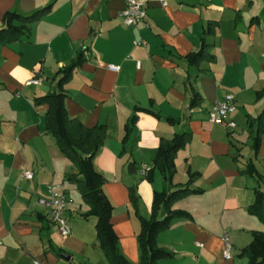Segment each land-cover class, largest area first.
Wrapping results in <instances>:
<instances>
[{
    "label": "crops",
    "instance_id": "obj_1",
    "mask_svg": "<svg viewBox=\"0 0 264 264\" xmlns=\"http://www.w3.org/2000/svg\"><path fill=\"white\" fill-rule=\"evenodd\" d=\"M145 1L146 20L127 26L120 15L127 0H0V27L9 11L31 15L51 5L25 24L20 40L0 45V264H111L97 218L69 177L79 176L78 166L46 129L50 105L36 101L55 91L66 94L70 117L106 125L93 164L106 177L111 220L131 263L140 264L141 252L130 187L150 218L155 191L174 190L192 174L190 187L199 191L171 206L190 217H175L157 236L160 247L175 252L162 264L248 263L244 248L254 232H264V220L251 211L256 191L264 189L258 176L264 131L256 149L260 123L251 128L264 114V0ZM203 41L210 54L192 61ZM74 61L79 64L60 85L62 70ZM36 75L40 83L29 84ZM229 93L237 100L230 116L235 128L209 120L213 103ZM183 132L191 137L177 150L168 180L155 167L158 148ZM249 161L257 175L246 171ZM143 165L153 168V180L143 176L135 186L129 174ZM26 170L33 178L23 176ZM54 184L72 199L65 212L69 236L40 203ZM224 232L234 245L231 259L223 256Z\"/></svg>",
    "mask_w": 264,
    "mask_h": 264
},
{
    "label": "trees",
    "instance_id": "obj_2",
    "mask_svg": "<svg viewBox=\"0 0 264 264\" xmlns=\"http://www.w3.org/2000/svg\"><path fill=\"white\" fill-rule=\"evenodd\" d=\"M51 5L39 9L31 15H23L16 11H9L4 15L5 24L0 27V45L20 40L26 35L25 24L37 20L49 11ZM208 43L203 41L199 52L192 55L191 60L197 61L207 57ZM79 64L74 61L62 71L64 76L59 84L67 81L73 69ZM66 94L55 91L36 98L37 102H48L50 107L46 112V129L55 138L62 148L64 154L78 166V174L69 177L75 181L81 190L83 198L90 204L92 214L97 218L96 229L101 246L111 264H133L121 252L119 237L114 230L112 214L114 205L109 200L102 186L106 177L98 172L93 164V159L106 140L107 128L104 124L89 127L68 115L65 106ZM195 101V100H194ZM193 101V102H194ZM259 122L260 128L255 137V147L258 149L260 135L264 131V114L251 121ZM131 133V126L127 127L124 143H127ZM191 137L189 132H183L174 137L173 140L164 141L158 148L155 167H159L168 180L174 173V158L177 150L182 147ZM248 173L255 174L252 161L248 162ZM153 168H150L146 179L153 180ZM197 177L192 174L188 182L174 190L155 191L150 218L143 216L139 210V194L134 187H130V197L135 208V213L140 218V230L138 240L141 252L140 264H162L163 259L172 258L175 252L160 247L157 244V236L160 231L170 227L172 220L178 216H189L181 210H172L171 206L176 201L199 190L190 187V183ZM251 211L264 220V192L256 191V201L251 206ZM190 217V216H189ZM243 255L248 257L247 264H264V232H254L253 239L243 250Z\"/></svg>",
    "mask_w": 264,
    "mask_h": 264
},
{
    "label": "built area",
    "instance_id": "obj_3",
    "mask_svg": "<svg viewBox=\"0 0 264 264\" xmlns=\"http://www.w3.org/2000/svg\"><path fill=\"white\" fill-rule=\"evenodd\" d=\"M162 4L165 6L167 4L166 0H161ZM123 23L127 26H136L146 20L147 17V7L145 0H127L125 8L120 13ZM144 43V41H142ZM141 41H136V44L142 43ZM137 66L141 67V62H137ZM111 68L118 69L119 66L112 65ZM29 84L40 83V78L38 75L34 76L28 81ZM237 109V100L234 93H229L223 98L216 100L209 112V120L213 124L225 125L231 128L237 126L236 121L230 119V116ZM150 167L143 165L141 167V173L144 177L148 175ZM26 178H33V172L31 170H26L23 173ZM49 197L40 198V203L44 205L51 214L52 221L56 224L60 233L64 236H69L71 233L69 219L67 218L65 212L72 203V199L67 195L59 185L49 186ZM224 241V251L223 256L227 259L233 257L234 245L230 240L228 232H224L222 236ZM199 246H203L202 242L197 243ZM38 264L37 261L34 262Z\"/></svg>",
    "mask_w": 264,
    "mask_h": 264
},
{
    "label": "rangeland",
    "instance_id": "obj_4",
    "mask_svg": "<svg viewBox=\"0 0 264 264\" xmlns=\"http://www.w3.org/2000/svg\"><path fill=\"white\" fill-rule=\"evenodd\" d=\"M246 151L249 152V150H246ZM260 167H261L260 168L261 172H259L258 176H259V179L263 182L264 181V166L260 165ZM129 178L131 179V182L135 184V186H138L142 181H144L143 175L141 174V172H138V171L132 174H129ZM263 185H264V182H263ZM262 191L264 192V189ZM130 202H131V206L133 207L135 211L131 198H130ZM152 208H153V205H152ZM119 246H120V242H119Z\"/></svg>",
    "mask_w": 264,
    "mask_h": 264
},
{
    "label": "water",
    "instance_id": "obj_5",
    "mask_svg": "<svg viewBox=\"0 0 264 264\" xmlns=\"http://www.w3.org/2000/svg\"><path fill=\"white\" fill-rule=\"evenodd\" d=\"M67 259L69 258V256H65Z\"/></svg>",
    "mask_w": 264,
    "mask_h": 264
}]
</instances>
